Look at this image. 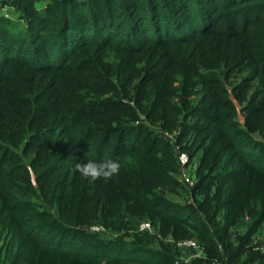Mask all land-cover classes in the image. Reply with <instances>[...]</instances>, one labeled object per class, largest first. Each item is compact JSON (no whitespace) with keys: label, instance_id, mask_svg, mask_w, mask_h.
Segmentation results:
<instances>
[{"label":"trees","instance_id":"obj_1","mask_svg":"<svg viewBox=\"0 0 264 264\" xmlns=\"http://www.w3.org/2000/svg\"><path fill=\"white\" fill-rule=\"evenodd\" d=\"M197 252L264 264V0H0V264Z\"/></svg>","mask_w":264,"mask_h":264},{"label":"built area","instance_id":"obj_2","mask_svg":"<svg viewBox=\"0 0 264 264\" xmlns=\"http://www.w3.org/2000/svg\"><path fill=\"white\" fill-rule=\"evenodd\" d=\"M180 164H181V174L179 175V180L181 183L188 187H194L197 179L195 176L192 174L193 170L197 167V164H189V157L186 154H181L180 155ZM94 231H101V227H94ZM140 231H152V225L149 222H144L140 225L139 227ZM180 246L186 249H194L199 251L200 246L195 240H188L185 242H181ZM192 256L184 258L183 261H181L178 264H191L193 259L196 257H199L200 253L197 252V254H191Z\"/></svg>","mask_w":264,"mask_h":264},{"label":"clouds","instance_id":"obj_3","mask_svg":"<svg viewBox=\"0 0 264 264\" xmlns=\"http://www.w3.org/2000/svg\"><path fill=\"white\" fill-rule=\"evenodd\" d=\"M74 168L83 177L108 180L119 173L121 164L118 159H89L76 162Z\"/></svg>","mask_w":264,"mask_h":264},{"label":"water","instance_id":"obj_4","mask_svg":"<svg viewBox=\"0 0 264 264\" xmlns=\"http://www.w3.org/2000/svg\"><path fill=\"white\" fill-rule=\"evenodd\" d=\"M229 89H230V92H231V99L233 100L234 104L237 106L238 111H239V115H240L241 119L244 120V117H243V115H242V113H241L242 111H241L240 104H239L238 101L236 100V98H235V96H234L233 91L231 90V88H229ZM32 177H33V181H34V183H36V176H35L34 173H32Z\"/></svg>","mask_w":264,"mask_h":264},{"label":"rangeland","instance_id":"obj_5","mask_svg":"<svg viewBox=\"0 0 264 264\" xmlns=\"http://www.w3.org/2000/svg\"><path fill=\"white\" fill-rule=\"evenodd\" d=\"M2 13H3L4 15H6L7 17H12V18H13V16H14L13 13H11V12H9V11H7V10H3ZM98 232H99V231H98ZM190 256H192V255H190ZM190 256H188V257H190Z\"/></svg>","mask_w":264,"mask_h":264}]
</instances>
